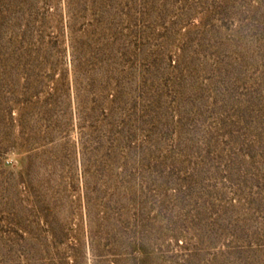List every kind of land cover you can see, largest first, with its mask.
Instances as JSON below:
<instances>
[{"label":"rangeland","instance_id":"1","mask_svg":"<svg viewBox=\"0 0 264 264\" xmlns=\"http://www.w3.org/2000/svg\"><path fill=\"white\" fill-rule=\"evenodd\" d=\"M0 264H264V0H0Z\"/></svg>","mask_w":264,"mask_h":264}]
</instances>
